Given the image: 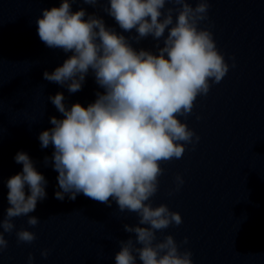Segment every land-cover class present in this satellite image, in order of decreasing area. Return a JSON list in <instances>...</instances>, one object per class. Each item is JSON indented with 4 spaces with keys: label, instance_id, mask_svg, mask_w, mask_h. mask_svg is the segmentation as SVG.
Listing matches in <instances>:
<instances>
[{
    "label": "clouds",
    "instance_id": "9594fccd",
    "mask_svg": "<svg viewBox=\"0 0 264 264\" xmlns=\"http://www.w3.org/2000/svg\"><path fill=\"white\" fill-rule=\"evenodd\" d=\"M77 2L93 8L106 3L103 12L122 32L134 30L136 35L118 33L84 8L73 12ZM209 10L210 0H61L59 7L42 9L36 21L38 36L48 48L72 53L43 78L76 93L91 70L103 89L87 107L80 103L66 107L60 92L50 96L63 118L50 117L53 127L38 139L41 148L54 149L45 164L50 162L58 173L61 190L55 192L56 199L63 201L67 195L74 201L83 194L108 207L115 201L119 212L136 214L135 225H123L134 238L119 241L115 264H193L192 252L181 250L187 237L179 244L172 235L157 238L158 232L181 225V214L166 204L154 207L151 200L165 173L161 164L182 159L186 145L200 140L178 117L186 120L197 97L207 96L212 85L235 67L234 58L230 66L217 48ZM149 36L156 41L155 53L133 47L132 41L138 44ZM14 160L23 168L7 180L10 206L0 219V254L9 245L5 233L16 229L14 218L27 216V224L36 227L39 218L29 214L47 197V180L28 154L18 152ZM183 184L178 174L169 195ZM15 235L25 244L37 238L26 228ZM48 255L47 249L41 252L42 257ZM27 259L33 264V254Z\"/></svg>",
    "mask_w": 264,
    "mask_h": 264
}]
</instances>
